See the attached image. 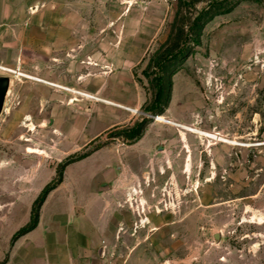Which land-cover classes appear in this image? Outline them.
Instances as JSON below:
<instances>
[{"label": "rangeland", "instance_id": "374dc122", "mask_svg": "<svg viewBox=\"0 0 264 264\" xmlns=\"http://www.w3.org/2000/svg\"><path fill=\"white\" fill-rule=\"evenodd\" d=\"M0 64L135 109L0 69V264H264V0H0Z\"/></svg>", "mask_w": 264, "mask_h": 264}, {"label": "trees", "instance_id": "16d2710c", "mask_svg": "<svg viewBox=\"0 0 264 264\" xmlns=\"http://www.w3.org/2000/svg\"><path fill=\"white\" fill-rule=\"evenodd\" d=\"M161 92H162L161 81L160 79H158L152 105H155L159 102L161 98ZM140 132H141V123H137L134 124V126L124 130L122 133L129 138H134L138 136ZM61 175H62L61 171H59L57 177L43 187V189L40 191V193L32 203L29 222L13 233L10 239V243H13L17 238L33 230L36 227L38 223L39 209L43 204V202L45 201L48 193L61 182Z\"/></svg>", "mask_w": 264, "mask_h": 264}, {"label": "bare ground", "instance_id": "6f19581e", "mask_svg": "<svg viewBox=\"0 0 264 264\" xmlns=\"http://www.w3.org/2000/svg\"><path fill=\"white\" fill-rule=\"evenodd\" d=\"M0 69L1 70H4V71H8V72L14 73V75H15L16 78L18 76L29 77V78L35 79V80L40 81V82H44L46 84H49V85H52V86H55V87H58V88H61V89H64V90H68V91L73 92V93H77L79 95L85 96L86 98H92V99H95V100H100V101H103V102H106V103H109V104H112V105H117V106H120V107H123V108H126V109H130L132 111H135V109H133V108H129L127 106H124L122 104H119L117 102H114V101L109 100V99H106V98H100V97H98L96 95L89 94L88 92H84V91H81V90H77L76 88L67 87L65 85H62V84H59V83H56V82H52V81H49V80H46V79H43V78H39V77H35V76L23 74L21 71H19L20 69H17V70L16 69H11V68H8V67L3 66L1 64H0ZM156 119L158 121H163L165 123H169L171 125H175V126H178L180 128H183V129H187V130H190V131H193V132H197L199 134H203V135H207V136H213V135H210L208 133L202 132V131H200L198 129L188 127L187 125L182 124V123H179V122H177L175 120L166 119L161 114L156 115ZM186 166L188 167V164Z\"/></svg>", "mask_w": 264, "mask_h": 264}, {"label": "water", "instance_id": "95a60500", "mask_svg": "<svg viewBox=\"0 0 264 264\" xmlns=\"http://www.w3.org/2000/svg\"><path fill=\"white\" fill-rule=\"evenodd\" d=\"M11 78L7 75H0V113L3 108L5 97L8 93Z\"/></svg>", "mask_w": 264, "mask_h": 264}]
</instances>
